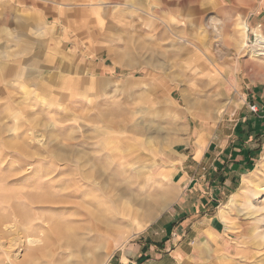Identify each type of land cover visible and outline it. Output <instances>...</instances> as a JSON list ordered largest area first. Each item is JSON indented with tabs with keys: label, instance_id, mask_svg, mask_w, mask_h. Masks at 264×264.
<instances>
[{
	"label": "rangeland",
	"instance_id": "obj_1",
	"mask_svg": "<svg viewBox=\"0 0 264 264\" xmlns=\"http://www.w3.org/2000/svg\"><path fill=\"white\" fill-rule=\"evenodd\" d=\"M255 19L264 35V0H0V204L22 207L0 208V264H107L147 232L173 194L157 162L187 121L183 107H226L221 70L235 63L264 85L243 50L257 41ZM248 181L225 212L239 255L216 264H264V160ZM42 195L69 210L20 198ZM148 204L157 211L146 222ZM53 218L75 222L82 249ZM29 241L50 248L31 258Z\"/></svg>",
	"mask_w": 264,
	"mask_h": 264
},
{
	"label": "crops",
	"instance_id": "obj_2",
	"mask_svg": "<svg viewBox=\"0 0 264 264\" xmlns=\"http://www.w3.org/2000/svg\"><path fill=\"white\" fill-rule=\"evenodd\" d=\"M241 67L221 70L230 94L216 114L183 107L187 121L172 148L159 156L161 166L157 162L173 192L170 203L147 232L110 253L107 264H216L239 255L226 208L264 160V85ZM250 67L256 69L252 59Z\"/></svg>",
	"mask_w": 264,
	"mask_h": 264
},
{
	"label": "bare ground",
	"instance_id": "obj_3",
	"mask_svg": "<svg viewBox=\"0 0 264 264\" xmlns=\"http://www.w3.org/2000/svg\"><path fill=\"white\" fill-rule=\"evenodd\" d=\"M211 23L212 24L210 26L208 25L209 28L212 29L213 32L217 33V36L219 38H222V36L225 35V27L226 26L224 24L220 25L219 22L214 23V19H212ZM239 25H241L244 28V33L249 31V26L247 24L243 25V23H240ZM256 30H257V37H258L257 41L256 42L254 41L255 43L253 42V44L249 43V41H244L243 42V44H244L243 50H245L246 48H249V47L251 48L250 49V56H251L250 59H252V60L255 59L254 60L255 61V67H257V69H262L261 72H264V68L262 65V63H264L263 62V60H264V35L261 33V30H259V29H256ZM90 175H91V173H88L86 176H90ZM84 178L87 180V182L89 184L86 186H83V189H85L86 192H89L90 190H92V187H91L92 181L87 177H84ZM20 198H22L23 203L28 204L31 209L43 210V209L50 208L51 210H59L60 212H67V210H69V208H70V207H68V202L65 201L60 205V201L53 200L52 198H50L49 196H46V195L45 196L44 195H42V196H30L29 198H25V197H20ZM103 200L106 202L105 199H103ZM89 201L92 202V200H89ZM137 201H135V203H132L128 207H124L125 210L130 211V210L134 209L135 207H139V204H138L139 202H137ZM19 202L20 201H15V203L12 201H7L6 205H2L3 203H1L0 208L1 209H7L9 211L13 210L12 216H15V214H19V212L22 209L21 204ZM164 203H165V201H163L161 204L163 205ZM151 205H152V203H151ZM144 209H145L144 216H146L148 218H145V220L144 219L143 220L147 222L148 220H150L154 217V215L157 211V207L156 206L154 207V205H153V207L152 206L149 207V204H148L147 206L144 207ZM133 212L137 213V211H134V210H133ZM63 214H65V213H63ZM90 215L94 218L97 216L96 212L92 211V210L90 212ZM14 219H16V217ZM74 223L75 222L71 219L53 218V219H51L50 226L55 233H60L59 235H61L62 241H64V239H65L70 244L71 247H75V248L80 249L81 248V245H79L80 238L74 235V232H75L74 230H77L78 227ZM29 243H31V245L28 246L27 248L30 251L29 254L31 255L30 256L31 258H36L35 256L38 255V253H43L44 249L50 248L49 243L44 244L42 246L37 244L38 241H29ZM34 243H36V244H34Z\"/></svg>",
	"mask_w": 264,
	"mask_h": 264
},
{
	"label": "built area",
	"instance_id": "obj_4",
	"mask_svg": "<svg viewBox=\"0 0 264 264\" xmlns=\"http://www.w3.org/2000/svg\"><path fill=\"white\" fill-rule=\"evenodd\" d=\"M251 109H252L253 111H257V108H256L255 105L251 106Z\"/></svg>",
	"mask_w": 264,
	"mask_h": 264
}]
</instances>
